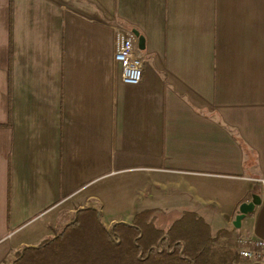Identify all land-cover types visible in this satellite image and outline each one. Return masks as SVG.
<instances>
[{
  "label": "crops",
  "instance_id": "obj_1",
  "mask_svg": "<svg viewBox=\"0 0 264 264\" xmlns=\"http://www.w3.org/2000/svg\"><path fill=\"white\" fill-rule=\"evenodd\" d=\"M133 30L137 85L114 60ZM85 207L264 238V0H0V264Z\"/></svg>",
  "mask_w": 264,
  "mask_h": 264
},
{
  "label": "trees",
  "instance_id": "obj_2",
  "mask_svg": "<svg viewBox=\"0 0 264 264\" xmlns=\"http://www.w3.org/2000/svg\"><path fill=\"white\" fill-rule=\"evenodd\" d=\"M235 244L231 230L212 234L193 211L167 228L151 209L137 212L130 224L107 228L96 209L85 207L54 236L18 252L13 264H264L242 259Z\"/></svg>",
  "mask_w": 264,
  "mask_h": 264
},
{
  "label": "built area",
  "instance_id": "obj_3",
  "mask_svg": "<svg viewBox=\"0 0 264 264\" xmlns=\"http://www.w3.org/2000/svg\"><path fill=\"white\" fill-rule=\"evenodd\" d=\"M114 60L121 66L123 83L137 85L141 82L144 59L139 55V48L134 45L131 35L119 33ZM235 243L236 251L242 259L264 263V238L238 234Z\"/></svg>",
  "mask_w": 264,
  "mask_h": 264
},
{
  "label": "water",
  "instance_id": "obj_4",
  "mask_svg": "<svg viewBox=\"0 0 264 264\" xmlns=\"http://www.w3.org/2000/svg\"><path fill=\"white\" fill-rule=\"evenodd\" d=\"M133 34L137 38L138 48L144 49L145 48V40H144L143 35H141L138 30H133ZM259 203H260V197L258 195H254L251 201L241 203V205L239 207V213L237 214V216L233 222L234 226L239 228L241 225V220L244 218V216L247 215L248 213L252 212ZM81 209L82 208H79L75 212V218L72 219L69 223H67V225L70 223H73L75 221L76 216L78 214V211Z\"/></svg>",
  "mask_w": 264,
  "mask_h": 264
},
{
  "label": "rangeland",
  "instance_id": "obj_5",
  "mask_svg": "<svg viewBox=\"0 0 264 264\" xmlns=\"http://www.w3.org/2000/svg\"><path fill=\"white\" fill-rule=\"evenodd\" d=\"M72 217H73V212H68V216H66L65 217V219H64V223H66L67 221H70V220H72ZM100 219V218H99ZM101 220V219H100ZM104 224V223H103ZM107 228H110V227H112V226H110V225H108V224H104ZM63 226H61V227H58L56 230H54V232H52L50 235H49V237H52L53 235H55L59 230H60V228H62ZM39 230H40V228L38 227V225L37 224H33V225H31L28 229H26V230H24L22 233H20V234H18V235H16L15 236V239H17L18 237H20V235H28V234H34V233H38L39 232ZM14 231V230H13ZM15 232V231H14ZM13 233V232H12ZM16 233V232H15ZM15 233H13L12 234V236L15 234ZM11 234V232H9L8 233V236H7V238H12V236L11 237H9V235ZM48 237V238H49ZM5 263H7V262H5ZM4 264V263H3Z\"/></svg>",
  "mask_w": 264,
  "mask_h": 264
}]
</instances>
